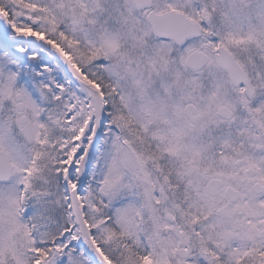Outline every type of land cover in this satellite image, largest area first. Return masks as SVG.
Instances as JSON below:
<instances>
[{"label":"snow or ice","instance_id":"1","mask_svg":"<svg viewBox=\"0 0 264 264\" xmlns=\"http://www.w3.org/2000/svg\"><path fill=\"white\" fill-rule=\"evenodd\" d=\"M0 264H264V0H0Z\"/></svg>","mask_w":264,"mask_h":264}]
</instances>
